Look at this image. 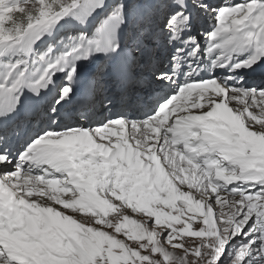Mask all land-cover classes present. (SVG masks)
<instances>
[{"label":"snow or ice","instance_id":"snow-or-ice-1","mask_svg":"<svg viewBox=\"0 0 264 264\" xmlns=\"http://www.w3.org/2000/svg\"><path fill=\"white\" fill-rule=\"evenodd\" d=\"M0 264H264V0H0Z\"/></svg>","mask_w":264,"mask_h":264},{"label":"bare ground","instance_id":"bare-ground-1","mask_svg":"<svg viewBox=\"0 0 264 264\" xmlns=\"http://www.w3.org/2000/svg\"><path fill=\"white\" fill-rule=\"evenodd\" d=\"M76 110H77V109H74L73 107H70V106H69V109H68V117H69V118L74 117ZM217 211H218V209H217ZM134 218H138V217H134Z\"/></svg>","mask_w":264,"mask_h":264},{"label":"rangeland","instance_id":"rangeland-1","mask_svg":"<svg viewBox=\"0 0 264 264\" xmlns=\"http://www.w3.org/2000/svg\"><path fill=\"white\" fill-rule=\"evenodd\" d=\"M214 2H219V0H214ZM236 2H240V0H236ZM169 250L171 251V248Z\"/></svg>","mask_w":264,"mask_h":264}]
</instances>
